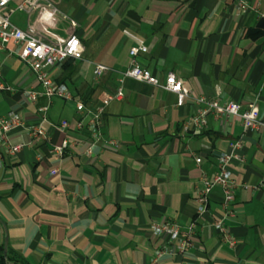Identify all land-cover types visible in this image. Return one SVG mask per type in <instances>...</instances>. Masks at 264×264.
Returning a JSON list of instances; mask_svg holds the SVG:
<instances>
[{
    "label": "crops",
    "instance_id": "0c3cea01",
    "mask_svg": "<svg viewBox=\"0 0 264 264\" xmlns=\"http://www.w3.org/2000/svg\"><path fill=\"white\" fill-rule=\"evenodd\" d=\"M23 1L12 0L9 10ZM50 2L54 9L14 12L12 23L56 45L76 34L84 59L51 69L50 78L66 85L73 100H49L19 59L21 47L0 48V84L12 89L0 90V117L23 118L24 128L10 133L9 142L27 145L13 157L0 146L4 254L27 264H264V129L246 133L239 117L221 120L210 112L205 130L184 131L203 108L200 97L245 109L256 104L264 120V0ZM125 31L145 41L143 67L161 81L169 73L183 81L189 98L182 107L173 93L121 78L135 45ZM96 64L111 71L97 78ZM29 91L39 94L36 101ZM76 102L105 108L102 141L91 154L90 131L76 130L82 119ZM38 127L43 140L30 136ZM64 141L68 147L58 156L53 151ZM233 141L242 142L245 159L231 165L240 185L235 201L225 209L216 188L199 215L203 177L215 174ZM223 219L233 246L214 226ZM166 223L178 225L182 236L194 225L191 246L180 251L168 234L156 235L153 225Z\"/></svg>",
    "mask_w": 264,
    "mask_h": 264
},
{
    "label": "built area",
    "instance_id": "2783aa9c",
    "mask_svg": "<svg viewBox=\"0 0 264 264\" xmlns=\"http://www.w3.org/2000/svg\"><path fill=\"white\" fill-rule=\"evenodd\" d=\"M12 0H0V48L4 49L8 44L12 43L17 47H21L19 59L27 64L36 75L38 83L42 87V95L49 100L58 98L64 101H72L73 97L68 87L64 84H59L50 78L51 69L63 65L68 60L82 61L84 59V46L76 34L71 35L63 45H56L46 41L37 32L32 29L22 30L12 23V14L21 12L26 15L33 14L39 7L46 6L54 9L50 0H24L15 11L9 10V4ZM241 12H247L246 5H240ZM125 34L132 38L135 45L130 49L129 56L131 59L130 67L121 74L122 79H134L162 90L173 93L177 97V105L182 107L189 95L184 90L183 81L169 73L164 81L159 80L150 70L146 69L139 62V56L148 52V47L145 41L136 35L125 31ZM111 69L103 64L94 65V75L100 78ZM0 90L11 91L12 89L4 87L0 84ZM27 98L34 102L39 97V94L33 91L26 93ZM123 91L119 90L117 97H122ZM196 103L203 106L198 113L189 118L184 123L185 132L198 133L207 128V115L211 112L221 120H227L231 117H239L242 120L243 128L246 133L264 129V120L260 117V110L256 104L243 108L239 103L231 101L221 104L219 101H209L203 97L196 99ZM76 109L82 115V119L76 124V130L82 131L87 128L92 136L91 149L88 153H92V147L102 141V118L105 113V108L100 107L95 111L87 109L83 102H76ZM46 110V109H45ZM25 123L23 118L11 112L5 117H0V146L4 148V152L8 156H15L27 145H11L9 135L13 131L24 128ZM59 129L63 132L70 129V124L67 121L62 122ZM33 140H43L46 138V132L42 127L33 129L30 132ZM111 145L116 143L109 141ZM68 147V142L64 141L61 146L54 149V153L62 156L64 150ZM242 142L233 141L229 145V151L221 154L218 163V169L212 177H203V189L198 192V213L203 215L208 210L209 200L214 189L220 188L223 191V206L228 209L235 201L236 194L240 185L234 180L231 165L235 162L245 163V159L241 154ZM1 158V154H0ZM198 164L202 163L201 159L197 160ZM55 174V172H53ZM233 213L228 212L227 217H231ZM226 219L215 222L216 229L221 231L225 236V241L233 246L234 241L229 236L226 228ZM153 229L156 235L168 234L171 240L179 244L180 251H183L191 246L190 235L194 229V225L190 227V231L186 236H182L179 226L176 224L166 223L163 225L155 224ZM161 253H158V256Z\"/></svg>",
    "mask_w": 264,
    "mask_h": 264
},
{
    "label": "trees",
    "instance_id": "16d2710c",
    "mask_svg": "<svg viewBox=\"0 0 264 264\" xmlns=\"http://www.w3.org/2000/svg\"><path fill=\"white\" fill-rule=\"evenodd\" d=\"M72 61L68 60L67 62ZM0 264H27L26 261L18 255L4 254V250L0 249Z\"/></svg>",
    "mask_w": 264,
    "mask_h": 264
},
{
    "label": "water",
    "instance_id": "95a60500",
    "mask_svg": "<svg viewBox=\"0 0 264 264\" xmlns=\"http://www.w3.org/2000/svg\"><path fill=\"white\" fill-rule=\"evenodd\" d=\"M6 252V251H5Z\"/></svg>",
    "mask_w": 264,
    "mask_h": 264
}]
</instances>
